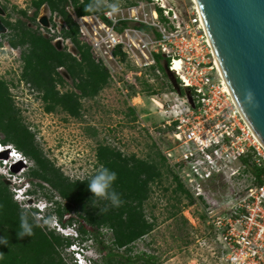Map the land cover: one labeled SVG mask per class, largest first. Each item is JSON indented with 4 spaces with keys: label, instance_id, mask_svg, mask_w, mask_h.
Listing matches in <instances>:
<instances>
[{
    "label": "rangeland",
    "instance_id": "1",
    "mask_svg": "<svg viewBox=\"0 0 264 264\" xmlns=\"http://www.w3.org/2000/svg\"><path fill=\"white\" fill-rule=\"evenodd\" d=\"M32 1L0 0V10H2L0 17L7 18L11 22L18 19L27 21L29 26L39 33L42 25L39 20L43 16L48 17L49 27H52L55 33L52 34L48 30L49 35L46 37L52 40L57 49L65 50L79 59L74 44L60 34L64 27L63 21L58 16L55 20L54 13L47 5L41 8L35 23L22 17L18 10H27L28 16H33L35 9L31 6ZM108 1L122 5L138 2L146 6L148 13L151 10L150 6L165 4L179 10L186 17L190 16L191 7L194 6L193 0H162L159 3H156V0ZM67 6L71 13H75L70 3ZM8 33L9 31L2 35L0 42V79L7 82L14 105L18 109V116L35 134V144L44 157L66 177L74 181L91 176L96 171V152L100 144L109 145L126 156L135 154L144 159L150 157L159 159L158 152L168 147L170 132L169 129L160 126L165 125V121L169 119L168 113H165L169 108L168 100L175 101L177 96L170 95L173 87L166 73L157 63L150 70H142L122 58L121 65L113 64V77L111 75L109 84L95 98H81L79 118H74L60 109L47 113L41 95L22 78V51L9 45L7 39L3 37ZM56 37L63 40L55 42ZM166 60L163 57V66L167 63ZM57 72L65 81V84L57 85L58 90L62 93L73 91L80 94L75 85L78 81H74L64 68H58ZM130 84H134L135 96ZM145 84H148L151 90H148ZM186 93L182 90V94ZM153 99L158 104H162L163 109L159 108L160 106ZM131 108L135 113H132ZM4 138L5 135L0 131V142ZM18 151L25 156V161L11 162L7 168H0V173H9L11 177L0 174V182L9 186L13 200L19 208L31 211L34 217H30L47 231H55L65 237L70 236L72 244L62 251L67 264H81L77 259L78 251H81L84 258L83 264H104V258L109 250L104 248L112 247V233L105 229L98 236L80 234L78 228L81 226L90 230V226L84 221L63 226L53 212L57 207L55 202L64 205L65 200L49 184L30 175L33 170L38 169V166L31 157L26 156L21 150ZM167 169L169 172L164 168L165 174L160 182L151 185L150 198L144 204L147 220L154 224L152 231L133 244L130 251L121 249L117 259L125 260L131 257L136 260L135 264H144L143 260L136 258L146 254L154 256L157 264H221L217 258V243L208 225L210 220L208 212L213 211L211 203L203 199L197 200L193 194L191 195L193 203H190L185 195L175 193L174 169L169 165ZM20 182L30 183L34 190L32 195L24 197L15 192ZM39 184L44 187L41 188ZM228 191L229 187L221 177L204 187V192L211 197L212 204L221 203L224 196L229 194ZM176 198H181V202L178 203ZM96 203L98 204V200ZM72 217L77 219L75 212L64 216L63 222L67 224ZM49 219L51 225L45 223Z\"/></svg>",
    "mask_w": 264,
    "mask_h": 264
},
{
    "label": "built area",
    "instance_id": "2",
    "mask_svg": "<svg viewBox=\"0 0 264 264\" xmlns=\"http://www.w3.org/2000/svg\"><path fill=\"white\" fill-rule=\"evenodd\" d=\"M70 5L74 8L72 2ZM150 9L148 13L146 6L135 2L119 4V11L111 16L109 9L78 16L66 7L79 27V41L90 47L93 59L112 77L113 64L121 65L122 58L150 70L156 65L155 55H164L181 90L187 93L174 89L170 93L177 99L168 100L165 113L169 119L160 126L170 130L163 156L195 199L211 203L208 225L220 263L264 264V145L245 120L216 65L197 6L191 7L188 17L165 4ZM57 16L62 20L54 13L55 20ZM40 30L45 37L48 30L55 33L52 27L41 25ZM61 40L56 37L55 42ZM157 105L163 109L162 104ZM219 177L227 183L229 194L221 203L212 204L204 187Z\"/></svg>",
    "mask_w": 264,
    "mask_h": 264
},
{
    "label": "trees",
    "instance_id": "3",
    "mask_svg": "<svg viewBox=\"0 0 264 264\" xmlns=\"http://www.w3.org/2000/svg\"><path fill=\"white\" fill-rule=\"evenodd\" d=\"M70 2L78 16L101 14L108 10L107 7H101L93 12L87 11V5L91 0H33L31 5L35 9L33 16H28L27 10L18 12L22 17L28 18V21L35 23L39 18V11L47 5L50 11L61 16L68 26V29H62L61 34L74 44L79 59L65 50L57 49L50 38L34 30L27 21L18 19L11 22L7 18H0L9 31L3 37L12 48H20L22 51V78L41 95L45 111L53 113L60 109L74 118H79L81 98H95L109 84L111 75L105 66L93 59L90 47L79 41V27L66 10ZM159 11L162 15L161 10ZM163 57L162 54L155 55L157 65L165 72L162 65ZM58 68H64L74 81H78L75 85L80 94L73 91L62 93L57 89V85L65 84L57 72ZM129 86L135 96L134 85ZM145 87L150 89L148 84H145ZM131 111L135 113L133 108ZM0 131L5 135L1 141L3 144H15L18 150L35 161L38 169L33 170L30 175L49 184L65 200L64 205L56 201L57 207L53 212L63 226L84 221L90 226V230L81 226L78 228L80 234L98 236L102 230L110 231L112 247L104 248L109 249L104 264L136 263L131 257L125 260L117 258L121 249L130 251L131 246L148 235L154 227V224L147 220L144 204L150 198L151 185L163 178L164 168L169 172L162 152L159 151L157 154L159 159L152 157L144 159L135 154L126 156L109 145L98 146L96 169L104 165L117 173L113 188L120 194L123 203L119 207H113L110 202L94 197L88 188V181L96 171L83 180L72 181L44 157L35 144V134L18 116V109L14 105L8 84L2 79H0ZM174 178L176 181L174 192L185 195L190 203H193L191 194L176 176ZM39 186L44 187L42 184ZM176 199L178 203L181 202V198ZM20 212L21 209L13 200L9 186L0 182V236L8 240L6 246L0 245V256L3 257L0 264H67L62 251L72 244L70 236L65 237L55 231H47L35 222L32 235L20 238L17 236L20 231ZM71 212L76 213L77 219L72 217L67 224L64 223V216ZM29 220L33 222L32 217H29ZM136 259L143 260L144 264H157L154 256L146 254Z\"/></svg>",
    "mask_w": 264,
    "mask_h": 264
},
{
    "label": "water",
    "instance_id": "4",
    "mask_svg": "<svg viewBox=\"0 0 264 264\" xmlns=\"http://www.w3.org/2000/svg\"><path fill=\"white\" fill-rule=\"evenodd\" d=\"M196 1L225 81L245 120L264 145V0ZM39 22L44 27L50 25L46 16ZM7 32L0 18V41ZM164 71L173 89L182 94L167 63ZM190 102L193 104L191 98Z\"/></svg>",
    "mask_w": 264,
    "mask_h": 264
},
{
    "label": "clouds",
    "instance_id": "5",
    "mask_svg": "<svg viewBox=\"0 0 264 264\" xmlns=\"http://www.w3.org/2000/svg\"><path fill=\"white\" fill-rule=\"evenodd\" d=\"M101 7H107L109 9L108 14L114 15L119 11V3L118 2H112V3H104V0H91V2L87 5V11L93 12L96 10H99ZM4 148L3 151H0V158H9L10 154H14L16 152L20 153L24 158L23 161H25V156L19 152L12 144H3L0 142ZM8 147H11V151L7 149ZM14 147V148H13ZM11 153H10V152ZM20 159V158H18ZM14 163H20V162H14ZM0 167L2 168V163L0 162ZM4 174V173H0ZM6 177V176H5ZM117 179V173L108 167L104 165H100L97 169L94 175L91 176V178L88 181V188L93 193L94 197L98 198L99 200H106L110 202L111 206L113 207H119L123 201L121 200L120 194L113 188L114 182ZM23 183L24 189V197H28L29 195H32V190L30 183ZM105 211L107 208L104 209ZM33 216V213H30L28 210H21L20 212V231L17 233V236L22 238L24 236H31L33 233V227L35 221L30 222L29 217ZM46 224L51 225V219L45 221ZM8 243L7 238L4 236H0V245L6 246ZM81 253V251H80ZM82 255V253H81ZM0 259H3L2 256H0ZM84 260V258H83ZM88 264V263H85Z\"/></svg>",
    "mask_w": 264,
    "mask_h": 264
},
{
    "label": "bare ground",
    "instance_id": "6",
    "mask_svg": "<svg viewBox=\"0 0 264 264\" xmlns=\"http://www.w3.org/2000/svg\"><path fill=\"white\" fill-rule=\"evenodd\" d=\"M193 2H194V4L197 6V8H198V10H199V7H198V5H197V1L196 0H193ZM199 12H200V10H199ZM201 14V13H200ZM202 17V16H201ZM202 21H203V19H202ZM204 23V22H203ZM1 42V41H0ZM216 58V57H215ZM216 65H217V67H218V69L221 71V73L223 74V72H222V69H221V67H220V64H219V62H218V60H217V58H216ZM176 68H179V63H177L176 64ZM229 90V89H228ZM230 91V90H229ZM155 102H156V100H155ZM157 103V102H156ZM0 145H1V143H0ZM0 151H2V148H0ZM77 252V251H76Z\"/></svg>",
    "mask_w": 264,
    "mask_h": 264
},
{
    "label": "flooded vegetation",
    "instance_id": "7",
    "mask_svg": "<svg viewBox=\"0 0 264 264\" xmlns=\"http://www.w3.org/2000/svg\"><path fill=\"white\" fill-rule=\"evenodd\" d=\"M2 41V40H1Z\"/></svg>",
    "mask_w": 264,
    "mask_h": 264
}]
</instances>
